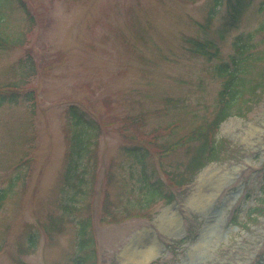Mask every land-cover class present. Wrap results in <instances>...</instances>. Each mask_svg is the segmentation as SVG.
Listing matches in <instances>:
<instances>
[{
  "label": "rangeland",
  "instance_id": "374dc122",
  "mask_svg": "<svg viewBox=\"0 0 264 264\" xmlns=\"http://www.w3.org/2000/svg\"><path fill=\"white\" fill-rule=\"evenodd\" d=\"M228 3L0 0V41L9 47L0 49V88L34 94L32 102L21 98L0 109V197L7 193L0 264H79L78 223L88 218L98 264H261L264 216L240 230L233 220L246 224L261 198L264 100L248 118L221 126L229 163L210 165L188 189L173 190L172 205L141 212V183L145 176L160 180L171 193L167 175L185 171L187 150L163 160L148 154L145 162L128 152L147 154L141 139L167 129L160 143L176 144L213 119L223 85L214 68L221 63L192 54L188 42L213 43L231 62L236 43L264 26V0H246L233 26ZM251 45L264 50V35ZM71 107L99 129L82 161L83 193L63 183L69 141L85 134L71 125ZM106 191L121 221L114 226L101 223ZM67 204L79 209L75 224L61 208ZM62 216L64 234L50 240L43 227ZM150 247L155 252L145 261Z\"/></svg>",
  "mask_w": 264,
  "mask_h": 264
},
{
  "label": "trees",
  "instance_id": "16d2710c",
  "mask_svg": "<svg viewBox=\"0 0 264 264\" xmlns=\"http://www.w3.org/2000/svg\"><path fill=\"white\" fill-rule=\"evenodd\" d=\"M70 1L80 2L86 0ZM136 1L139 2L141 0ZM215 1L218 6L221 0ZM228 4L231 26H233L240 20L244 12L246 0H229ZM255 35H264V26L256 31L255 34H251L243 41L239 40L236 43L235 51L237 57H231V62H224L220 59V50L213 43L188 42L193 48L191 50L192 54L205 57L210 62L218 60L221 63V65H217L214 68L215 78L223 83L222 90L218 96L217 112L210 122H204L189 137L184 138L176 144L160 143L162 133H167V129L154 133L153 135L155 136L150 135L146 136L147 138L141 139L140 143H143V146L145 145L148 148L147 154L142 153V149L128 150L133 157L141 155L144 162L148 154L163 160L174 156L177 152L184 149L187 150L189 158L188 165L182 174L171 175L167 173L168 186L171 193L162 181L159 180L155 183L149 177H144L141 183L143 185L142 193L144 196L139 206L143 213H146V211L159 202H165L168 205L172 204L175 201L173 190H182L184 187L190 185L194 177L208 166L229 163L227 153L229 152L228 147H230V144L225 139L219 137L221 126L231 118H248L264 100V50L255 52L256 47L251 45L253 36ZM0 49L7 50L9 47H5L4 42L0 41ZM29 64L33 66L32 70L34 71L32 61H29ZM21 98H26L27 101L32 102L34 94L23 96L15 93H12V95H0V109L8 103L14 104L19 102ZM170 102L168 101V103ZM68 115L72 121L71 125L73 124L76 127L82 128L85 134H77L73 137L72 141H69L71 147L67 155V167L63 183L66 188L75 189L78 193H83L81 186L85 183V180L83 179V175L80 174L82 161L89 154L90 142L92 138L99 135V129L96 128L97 126L94 122L89 121L84 115L80 114L76 107H71L68 110ZM31 163L32 160L22 162V164H26L27 166ZM263 170L262 168L261 172ZM108 180L110 184L114 181V175L111 172L108 174ZM6 196L7 193H4L0 197V209L6 201ZM104 199L101 223L103 225L120 223L121 221L114 217L115 206L109 191L104 193ZM257 203V207L248 212L246 224L241 223L237 217L233 220L234 226H237L239 230L242 228L247 229L248 224L255 222L259 216H264V207H261L264 206V181L261 186V198ZM63 207L69 215L70 223L75 224V216L79 213V209L72 205L70 206V204L61 205V208ZM143 213L141 215L130 214L126 218L141 217L145 215ZM65 220V216L58 219L51 218L49 228L43 227L50 240L53 239L54 234H59L60 236L64 234L63 223ZM92 228V218L78 223V249L80 256L77 262L79 260V264H98L96 240ZM184 242L185 240L180 241L182 244ZM30 244V249L34 250L37 247V240L34 236L30 237ZM259 263L264 264V253L260 257Z\"/></svg>",
  "mask_w": 264,
  "mask_h": 264
},
{
  "label": "bare ground",
  "instance_id": "6f19581e",
  "mask_svg": "<svg viewBox=\"0 0 264 264\" xmlns=\"http://www.w3.org/2000/svg\"><path fill=\"white\" fill-rule=\"evenodd\" d=\"M201 204H205L206 202L203 200V197L201 198ZM155 252V249L153 247L147 248L146 256H144V260L149 259L151 257L150 255ZM139 258H142V256H139ZM143 259V258H142Z\"/></svg>",
  "mask_w": 264,
  "mask_h": 264
}]
</instances>
